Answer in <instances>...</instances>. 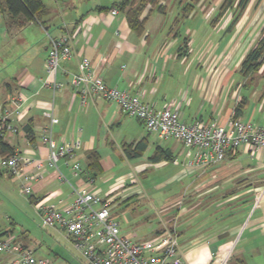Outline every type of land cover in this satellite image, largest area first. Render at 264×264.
<instances>
[{"label": "crops", "instance_id": "0c3cea01", "mask_svg": "<svg viewBox=\"0 0 264 264\" xmlns=\"http://www.w3.org/2000/svg\"><path fill=\"white\" fill-rule=\"evenodd\" d=\"M119 1L65 10L62 21L55 23V8L43 0L47 13L22 26L11 22L0 7L4 39L10 37L19 52L7 63L2 58L0 104L14 109L10 102L13 96H20L22 102L20 110L11 116L17 130L7 132L4 138L15 151L33 158L35 163L29 167L33 172H37L38 158L44 160L43 171L31 182L30 203L42 199L71 202L75 190L101 194L96 185L99 171L91 182L90 175H75L64 159L56 167L48 165L49 148L42 135L50 124L45 112H52L59 119L52 126L54 139L59 143L79 142L76 160L84 168L89 165V153L97 151L100 173L112 171L108 178L118 177V183L135 184L137 174H145L150 167L173 170L170 176L182 187L164 205L173 211L163 214L156 231L165 225L178 232L187 264H227L232 258L238 264H264V150L243 145L220 162L197 163L193 148L174 138H160L139 119L126 115L117 103L93 95L83 104L70 82L72 74L80 70V61L88 57L107 84L140 93L156 109H177L185 122L203 120L227 125L237 117L264 126V63L249 75L242 71L243 60L262 35L264 0H250L232 30L230 12L213 23L223 0L196 1L205 14L198 21L192 12L183 13L188 19L184 33L180 31L179 16L172 14L165 20L171 0H160L165 11L153 17L146 7L140 16L146 20L143 33L132 29L125 11L116 8L117 14L111 12ZM181 2L188 4L191 0ZM208 6L212 7L209 13L205 11ZM65 35L71 36L73 54L62 61L66 73L58 74L63 87L54 90L43 83L45 63L52 39ZM27 126L33 130L31 137ZM141 141H146V149L135 155V144ZM130 144L133 147L129 156L125 147ZM158 150L171 159L155 161L153 156ZM146 155L148 161L142 160ZM4 176L20 182L0 167V180ZM119 189L115 186L112 190ZM132 193L128 190L121 194L126 205L141 199L138 193ZM113 194L105 196L113 198ZM6 258L0 255V260ZM56 263L62 264L58 260Z\"/></svg>", "mask_w": 264, "mask_h": 264}, {"label": "built area", "instance_id": "2783aa9c", "mask_svg": "<svg viewBox=\"0 0 264 264\" xmlns=\"http://www.w3.org/2000/svg\"><path fill=\"white\" fill-rule=\"evenodd\" d=\"M111 12L118 13L116 8ZM72 54L71 36L52 39L45 63L44 85L54 90L63 87L64 83L58 79V74L66 73L62 61L70 59ZM79 68L78 73L72 74L70 82L81 96L83 104L93 95L117 103L126 115L139 119L160 138H174L193 148L197 163L205 165L220 162L235 154L243 145L253 150H264V126L237 117L231 118L227 125L203 120L185 122L177 109H156L145 102L140 93L107 84L88 57L80 61ZM10 102L14 109L0 104V120L7 123L5 134L17 130L11 116L22 106L20 96H13ZM45 115L50 118V124L42 135L43 142L49 148L48 165L56 167L57 162L64 159L67 165H71L75 175H90L89 181L92 182L90 170L76 160L79 142H57L53 137L52 126L59 119L52 112H45ZM43 162L38 158L35 165L37 172H33L29 169L35 163L33 158L17 151L9 157H0V167L20 178V190L27 196L33 193L31 182L40 176L44 169ZM61 179L65 177L61 175ZM115 202V199L103 197L100 193L75 190L71 202L60 199L54 203L42 199L36 200L34 204L44 227L61 229L67 233L78 254V264H187L182 255L179 234L174 228L162 225L163 228L155 232L154 238L142 242L123 235L119 221L111 213ZM5 231L0 230V255L7 258L1 260L0 264H53L20 242L14 233L4 234Z\"/></svg>", "mask_w": 264, "mask_h": 264}, {"label": "rangeland", "instance_id": "374dc122", "mask_svg": "<svg viewBox=\"0 0 264 264\" xmlns=\"http://www.w3.org/2000/svg\"><path fill=\"white\" fill-rule=\"evenodd\" d=\"M44 1L50 8H55L56 12L53 18L55 19V23H59L62 21L63 11L65 10L74 11L76 9H86L91 6V3H105L110 5L115 0ZM171 1L172 6L164 14L165 20L167 21L172 14L179 16L180 31L184 33L186 24H188V19L183 16V9L186 6V2H181L182 0ZM193 4L194 9L191 11V14L196 15L198 17L197 20L200 21L205 12L200 9L197 2H193ZM148 6L147 8L149 10L151 5ZM212 6L216 8L214 4ZM211 8L208 6L205 8V11L209 13ZM156 14H159V11L155 8L152 10L150 17L156 16ZM3 27L4 24L0 21V75H2L4 70L2 68V65H4L2 58L7 63L14 53L19 54L16 50L17 45L12 44L13 41L11 38L6 37V40L4 39ZM52 29H55L53 24ZM151 134L157 137L156 134ZM142 160L148 161V156L146 155ZM172 171H169V167L162 170L150 167L145 174H137L138 179L135 184L130 181L125 184L118 183L116 181L118 177L115 176L108 178L112 171L107 169L105 173L104 171L103 173H99L96 179V185L100 188L103 197L108 193H114L112 197L116 199V202L111 208V213L119 221L123 235L138 242L147 241L155 237L156 229L159 226L163 214L168 211H173V208L169 210L166 209L168 206L164 208V205L173 196L178 194L182 187V183L178 181L174 182V178L170 176ZM4 178V180H0V230L7 228L13 229L14 233L18 235L20 242L25 243L28 248L35 250L38 256L49 259L53 264H55L56 260L62 262V264H78L76 258L78 254L67 233L61 229L44 227L36 206L30 203L27 195L21 193L20 182L13 177L4 176ZM115 186L121 189L117 192L112 190ZM128 190L133 192L130 195H136L135 193H138L141 199L130 203V205H126L127 203L121 194ZM119 196L121 197L118 198ZM227 264L238 263L236 258H232Z\"/></svg>", "mask_w": 264, "mask_h": 264}, {"label": "trees", "instance_id": "16d2710c", "mask_svg": "<svg viewBox=\"0 0 264 264\" xmlns=\"http://www.w3.org/2000/svg\"><path fill=\"white\" fill-rule=\"evenodd\" d=\"M199 0H191L184 7V14L190 13L194 9L193 2ZM250 0H223L220 4L216 15L214 16L213 23L219 21L227 13H231L232 19L229 24V30H232L241 16L244 14ZM147 5H151L150 10L155 8L158 11H165V7L160 4V0H121L115 2L111 7L119 8L122 11L126 12L127 20L132 27V29L137 33H143L145 29L146 20H141L140 16L142 12L146 9ZM0 7H2L8 14L11 22H16L18 25L22 26L27 21H33L39 19L42 14L47 13V9L43 3V0H0ZM20 16H23L22 19ZM264 63V28L262 35L256 45L249 51L242 63V71L249 75L250 73L257 72ZM7 123L0 120V155L1 157H9L14 154L15 150L11 144H9L5 138V127ZM26 131L31 137L33 130L30 126L26 127ZM138 151L135 155H140L142 151L146 149V141H141L135 144ZM133 145H128L125 147V151L128 155H131V148ZM162 157L171 159L169 155L164 153L162 150H158L153 156L155 161L160 160ZM90 162L87 167L91 172L92 178H95L94 175L97 174L99 170V154L97 151H92L89 153ZM93 173V174H92ZM14 233L13 229L9 228L4 232V234Z\"/></svg>", "mask_w": 264, "mask_h": 264}]
</instances>
